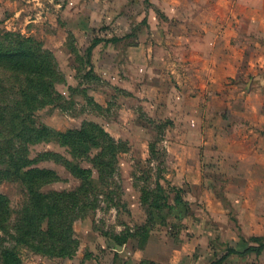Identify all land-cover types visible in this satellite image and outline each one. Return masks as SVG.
<instances>
[{"label": "rangeland", "instance_id": "1", "mask_svg": "<svg viewBox=\"0 0 264 264\" xmlns=\"http://www.w3.org/2000/svg\"><path fill=\"white\" fill-rule=\"evenodd\" d=\"M0 32L51 52L64 76L39 125L94 122L124 145L115 179H95L100 208L75 223V255L24 249L23 264H172L185 244L178 264L230 249L223 264H264L246 252L264 242V0H0ZM44 152L70 157L42 142L30 159ZM33 167L60 175L45 192L81 183L53 158ZM24 191L0 184L14 218Z\"/></svg>", "mask_w": 264, "mask_h": 264}, {"label": "trees", "instance_id": "2", "mask_svg": "<svg viewBox=\"0 0 264 264\" xmlns=\"http://www.w3.org/2000/svg\"><path fill=\"white\" fill-rule=\"evenodd\" d=\"M100 43L96 40L89 47L88 63ZM64 82L51 52L20 34L0 32V184L19 182L26 195L14 218L10 199L0 194V264H23L20 253L24 249L49 258H72L79 246L75 223L95 213L103 201L95 179L108 184L116 177L124 145L102 126L88 122L62 132L38 124V111L62 107L57 85ZM42 142L58 143L69 150L70 157L44 152L32 161L30 146ZM52 158L78 178L80 185L45 192L43 189L60 180V175L54 169L33 165ZM84 162L91 166L84 167ZM254 241L258 244L246 252L263 253L264 242ZM234 253L239 252L230 249L211 264H223Z\"/></svg>", "mask_w": 264, "mask_h": 264}, {"label": "crops", "instance_id": "3", "mask_svg": "<svg viewBox=\"0 0 264 264\" xmlns=\"http://www.w3.org/2000/svg\"><path fill=\"white\" fill-rule=\"evenodd\" d=\"M185 247H187V244H185V246L183 247V249H185ZM183 249H181V250H175L174 251V254H173V262L171 261L172 264H178L182 260V251H183ZM176 257H179V259L176 260ZM112 263L115 264L114 262H112Z\"/></svg>", "mask_w": 264, "mask_h": 264}]
</instances>
